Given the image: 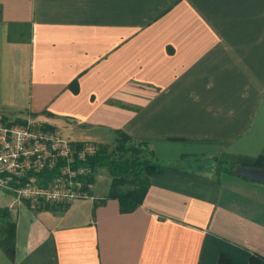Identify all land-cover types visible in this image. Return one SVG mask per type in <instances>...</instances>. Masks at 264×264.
I'll return each instance as SVG.
<instances>
[{
    "label": "crops",
    "instance_id": "0c3cea01",
    "mask_svg": "<svg viewBox=\"0 0 264 264\" xmlns=\"http://www.w3.org/2000/svg\"><path fill=\"white\" fill-rule=\"evenodd\" d=\"M0 111L74 142L122 131L175 166L131 212L3 192L0 264L264 257V183L213 171L264 157V0H0Z\"/></svg>",
    "mask_w": 264,
    "mask_h": 264
},
{
    "label": "built area",
    "instance_id": "2783aa9c",
    "mask_svg": "<svg viewBox=\"0 0 264 264\" xmlns=\"http://www.w3.org/2000/svg\"><path fill=\"white\" fill-rule=\"evenodd\" d=\"M92 141L77 144L33 117L18 120L0 111V190L32 209L97 199L89 159Z\"/></svg>",
    "mask_w": 264,
    "mask_h": 264
},
{
    "label": "trees",
    "instance_id": "16d2710c",
    "mask_svg": "<svg viewBox=\"0 0 264 264\" xmlns=\"http://www.w3.org/2000/svg\"><path fill=\"white\" fill-rule=\"evenodd\" d=\"M107 146L111 147L110 151ZM195 160L199 161V159ZM89 162L96 175L100 168H105L110 178L107 194L95 200L102 203L108 198H114L118 201L120 212H131L143 202L151 176L162 174L166 169H175L174 165L166 164L157 158L146 141L135 140L122 131L118 132L113 144H98L97 152ZM204 164L205 162H202L200 166ZM236 166L239 165L218 160L214 164L213 171L215 174L222 171L234 173ZM253 166L264 168V157H258ZM51 208L53 207L48 206L44 209ZM216 264H264V257L250 253L246 259L237 260L226 251L219 250Z\"/></svg>",
    "mask_w": 264,
    "mask_h": 264
},
{
    "label": "water",
    "instance_id": "95a60500",
    "mask_svg": "<svg viewBox=\"0 0 264 264\" xmlns=\"http://www.w3.org/2000/svg\"><path fill=\"white\" fill-rule=\"evenodd\" d=\"M233 172L241 177L264 183V168L236 166Z\"/></svg>",
    "mask_w": 264,
    "mask_h": 264
},
{
    "label": "rangeland",
    "instance_id": "374dc122",
    "mask_svg": "<svg viewBox=\"0 0 264 264\" xmlns=\"http://www.w3.org/2000/svg\"><path fill=\"white\" fill-rule=\"evenodd\" d=\"M58 129V128H57ZM59 130V129H58ZM60 131V130H59ZM61 132V131H60ZM63 135L65 137H67V133H63ZM98 144V143H97ZM101 145H104V144H101ZM106 147V146H105ZM107 149L108 151H110L111 147L110 146H107ZM161 160V159H160ZM192 166L194 167V163L192 164ZM109 181H110V178L107 174V171L105 168H100L98 170V173L96 175V180H95V187L98 189V190H101V189H105L108 185H109ZM3 192L0 190V203L2 201H4L5 197L3 196L2 194ZM15 199V198H14ZM16 200V199H15ZM17 201V200H16ZM23 202V201H21ZM51 207H61V206H51Z\"/></svg>",
    "mask_w": 264,
    "mask_h": 264
}]
</instances>
